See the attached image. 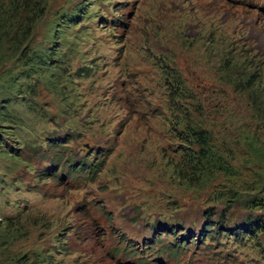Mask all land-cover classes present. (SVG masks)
Returning <instances> with one entry per match:
<instances>
[{
	"label": "rangeland",
	"instance_id": "rangeland-1",
	"mask_svg": "<svg viewBox=\"0 0 264 264\" xmlns=\"http://www.w3.org/2000/svg\"><path fill=\"white\" fill-rule=\"evenodd\" d=\"M263 102L264 0H0V264H264Z\"/></svg>",
	"mask_w": 264,
	"mask_h": 264
},
{
	"label": "trees",
	"instance_id": "trees-1",
	"mask_svg": "<svg viewBox=\"0 0 264 264\" xmlns=\"http://www.w3.org/2000/svg\"><path fill=\"white\" fill-rule=\"evenodd\" d=\"M254 112L256 113H260L263 115L264 117V102L263 104H256L254 106ZM5 153H7L6 151H3ZM75 165L72 164L71 162L68 163L67 165V174H70L72 172V168ZM79 173H81L82 170V164H80L77 169ZM88 172V171H87ZM51 176L56 177L55 173H51ZM182 247V244L180 242H178L177 240H175L173 243H170L168 245H165L164 250H166L168 252L169 255L174 256L176 254V252H178V250Z\"/></svg>",
	"mask_w": 264,
	"mask_h": 264
}]
</instances>
